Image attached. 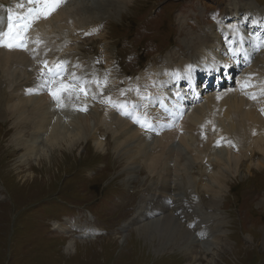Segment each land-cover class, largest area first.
Here are the masks:
<instances>
[{
	"label": "rangeland",
	"instance_id": "obj_1",
	"mask_svg": "<svg viewBox=\"0 0 264 264\" xmlns=\"http://www.w3.org/2000/svg\"><path fill=\"white\" fill-rule=\"evenodd\" d=\"M234 1L116 0L111 6L94 7L96 11L88 19L90 25L77 28L75 34L74 26L86 24L74 23L65 47L73 55V66L78 72L90 67V73H96L97 77L107 76L102 95L128 96L142 81L153 76L151 74L155 73L158 81L164 69L180 67L177 61L193 56L194 47L189 48L186 41L194 40L196 33H204L216 20L230 14ZM236 1L244 3L246 0ZM2 2L5 4L6 0ZM254 2L264 10V0ZM237 20L238 17L234 21L232 17L225 18L224 24ZM194 45L198 46L199 42L195 41ZM221 51L228 50L221 47ZM228 58L236 63L234 72L237 71L238 80L250 68H256L249 62L240 66L239 55ZM223 68L229 75L224 79V89H217L221 84H216L218 79H214V85L211 79L205 88L199 87L198 95L187 89L182 92L185 106L189 102L204 105L203 96L211 91L236 89L235 83L227 88L230 76L235 74ZM28 70L29 76L16 78L2 73L0 67L1 107H5L8 93L15 86L25 88L24 83L35 76L34 68ZM204 82L201 79L202 87ZM32 94H38L34 85ZM149 101L156 104L153 99ZM87 104L91 105V101ZM1 107L0 264H264V155L257 147L247 150L250 154L244 156L240 155V149L225 148L227 155L236 156L240 161L237 167L226 171L217 197L204 187L210 178L195 162L205 164L206 161L203 170L209 172L220 169L219 162L211 158L194 160L189 169L193 179L179 171L175 183L182 186L184 198L195 206L191 209L178 205L181 195L177 196V192L174 197L165 194L158 202L151 201L154 196L156 200V189L165 185L164 172H153V164H147V160L130 163L122 144H115L119 141L114 137L117 135L102 123L95 124V134L88 133L85 140L80 139L72 146L61 143L49 147L51 141L46 140L45 144V140L40 139L39 149L32 154L27 153L26 147H17L18 140L32 127L20 121L14 108L4 111ZM184 109L186 117L194 114L189 108ZM262 119L263 116L255 118L261 127ZM163 121L159 119L155 123L162 141L166 137L175 140L173 128L169 132L161 127ZM171 121L166 123L169 125ZM21 130L23 133L19 134ZM222 131L228 129L222 128ZM187 152L192 158V152ZM254 152L259 156L254 157ZM224 162H229V158ZM164 165L168 164L164 162ZM160 171L166 172V169ZM172 171L174 173V169ZM171 186L174 188V177ZM166 204L173 208L165 215L153 214L158 205L165 207ZM141 210L146 214L145 219L139 221L137 214ZM170 214L178 229L163 224L166 222L161 219L158 220L161 223L156 221L159 216ZM183 216L186 223L190 222V232L177 220ZM201 219L204 230L200 236L196 234L202 228L198 229L196 224ZM66 222L71 226L57 227ZM146 222L151 226L142 230ZM181 231L185 233L181 235ZM220 231L223 234L219 235ZM206 232L210 239L205 240L208 242L205 245L216 247L206 251L202 245L199 251L192 250L196 239L207 238ZM189 238L195 240L191 245L186 244Z\"/></svg>",
	"mask_w": 264,
	"mask_h": 264
},
{
	"label": "bare ground",
	"instance_id": "obj_2",
	"mask_svg": "<svg viewBox=\"0 0 264 264\" xmlns=\"http://www.w3.org/2000/svg\"><path fill=\"white\" fill-rule=\"evenodd\" d=\"M10 1V7L14 11H26V0ZM18 2H24L25 8L17 9L16 4ZM114 3L116 4V0H66V3L52 15L46 19L37 21L32 26L28 33V36L31 38L28 43L29 50H10L0 46L1 72L5 75H13L19 78L25 74L29 76L30 71L28 69L30 67L34 68L36 74L35 76H30L29 79L38 92V94H32V91L30 92L29 89H32L33 85L27 81L24 83L25 88L21 85L15 86L8 93L5 107H0L4 111H13L12 108H14L20 121L25 122L24 124L28 123L29 127H32L31 131H28V134H25V137H22L17 142L18 148L26 147L28 148L26 149L27 153L32 154L39 149L40 139L45 140L43 141L45 144L47 141H51L49 147H54L61 143L72 146L80 139L85 140L84 137L88 133L95 134V124L97 122L102 123L113 134L117 135L114 137L119 141L116 140L117 143L115 144H119V146L122 144L125 158L130 163L137 164L139 161L146 162L147 160V164H153V169L155 170L153 172L157 174L164 172L162 181L165 185L161 184L156 189V200L154 196L151 197V201L158 202L159 198L165 194L173 195L174 197V193L177 192V196L181 195L178 205L194 209L195 206L188 199L184 198L182 186L175 183L179 171L184 172L189 179H193L189 175V169L194 164V160L211 158L214 162H219L221 164L220 169H216L215 172L203 170L206 161L205 164H203L204 162L201 164L198 160L195 162L199 164L198 167L202 172H205L207 178H210L204 187L212 193L213 197H217V194L223 187V177L226 171L237 167V163L240 161L236 159V156L231 157L227 155L225 148L230 147L232 151L240 149V155L244 156L250 154L247 150L257 147L258 150H261V154L264 155V125L261 127L255 120V118L260 119L261 116L264 117V43L249 41L245 37L246 33L243 29L245 20H248L250 26L259 24L258 27L260 29L264 28V10L258 8L253 0H246L244 3H239L235 0L234 4L232 3V12L230 14L216 20V24L207 26L208 28L205 29L204 33H196L194 40H185L188 42L187 46L189 48L192 49L194 47V55L177 61L176 63L179 62L180 67L164 69L162 77L158 81L156 74H151L153 76H149L146 81H142L139 84V93L136 90L128 96L120 98L110 97L112 103H109L107 102L108 97L104 96L105 94L102 95L106 89V86H103L104 79L97 77V74L94 72L90 73V67H85L83 71L80 70L81 72H78L77 67L73 66L75 60L71 58L73 55L66 49V44L71 38L72 34L70 31H72L74 23L77 25H87L88 19L96 11V8L111 6ZM0 12L3 14L4 10L0 8ZM229 17H232L233 21L238 17V20L235 23L224 24L225 18ZM1 25L6 28L7 17L2 21ZM238 37L243 38L242 44L244 48L242 53L244 60L242 63L245 64L250 59L255 58L252 61V66L256 68H250L247 73L242 74L240 80H236V89L211 91L203 96V99L206 100L204 105L198 102H189L185 106L183 91L191 89L193 95H198L199 87L200 89L205 88L207 82L209 84V81L212 79L211 76H221L218 73L219 68L228 67V64L233 63L228 57H231L234 53L229 55L226 51L220 52V50L221 47L227 48L228 51L229 47L235 48L237 43L230 45L226 42V38L237 40ZM37 40L41 42L39 44L35 43ZM195 41L199 42V45L196 47L194 45ZM257 47L258 49H256ZM235 55L238 54L235 53ZM53 57L56 59L55 61H66L68 71L74 73L77 77L88 81H92L93 77L100 80L103 91L101 92L100 88H97L95 84H90L89 95L85 96L81 94L79 99H68L65 97V106L59 107L47 89L43 87L44 80L38 78L40 76V69L43 67L41 61L46 59L49 61V64H52ZM242 63L239 65L241 66ZM189 65L191 66L190 69L188 68ZM210 72L211 76H209ZM201 79L205 80L203 87L201 86ZM246 81L250 82L251 86L247 88L243 87ZM113 82L112 80L111 84ZM220 82L221 80L218 79L216 84L219 85ZM185 85L187 86L185 87ZM228 87L231 88L232 86L228 85ZM43 89L46 91L43 92ZM177 92L179 96L176 95ZM93 93H96V95L93 96ZM142 94H151L149 100L153 99V102H156V104H151L152 102L149 100H141ZM253 96H255V99H253ZM89 101H91V105L87 104ZM104 101L105 105L103 104ZM124 102H128L129 111L133 110V104H138L139 107L135 109V112L141 115L147 113L153 124V129L145 130L135 123L130 116L122 115L120 105ZM85 106L87 107L86 111L82 110ZM200 107H203V110ZM183 108H189L190 113L194 112V114H187L188 117H186L182 112ZM185 109L184 111H186ZM159 119L164 120L161 127L167 131L172 132L171 129L173 128L176 134L175 140L166 137L162 141L161 134L155 128V123ZM167 121H171L169 125L166 123ZM222 128H226L228 131L223 132ZM21 133H23V130L19 132V134ZM27 135L29 136L28 138ZM95 143L97 147H100L97 140H95ZM115 147L117 148V146ZM187 151L192 152V158ZM254 153V157L259 156L258 152ZM237 154L239 153L237 152ZM227 158H229V162H224ZM170 161H172V164H170ZM164 162L168 164L167 166L164 165L165 167L163 166ZM238 166L240 167L241 165L238 164ZM160 169H166V172L160 171ZM172 169H174V173ZM173 177L174 188L171 186ZM8 181L7 179V183ZM8 185L10 184L8 183ZM206 207L209 208L208 206ZM170 208H173V206L169 204H166L165 207L158 205L159 215H165ZM144 214L146 212H142V210L137 214L139 221L145 219ZM203 216L205 217V215ZM170 217L173 218L171 214L159 216L156 218V221L161 219L160 221L166 222L163 224H170L169 226L171 227L174 225V228L178 229ZM177 220L179 223L184 224L186 232L191 231L190 222L186 223L184 216ZM147 223H144V225ZM196 225L199 227L198 229L204 228L202 219ZM70 226L69 222L57 225L61 229ZM149 226L151 225H146L141 229H149ZM203 228L197 230L198 234L196 235L201 236ZM180 233L183 235L185 232L181 231ZM221 234L223 232L220 231L219 235ZM205 235L207 238L196 239L195 243H193L195 241L193 238H189L186 244L191 245L193 243L192 245L194 246L191 249L199 251L202 245L208 243L205 240L210 239L208 232ZM214 247L216 246L205 245V250L210 251Z\"/></svg>",
	"mask_w": 264,
	"mask_h": 264
},
{
	"label": "snow or ice",
	"instance_id": "obj_3",
	"mask_svg": "<svg viewBox=\"0 0 264 264\" xmlns=\"http://www.w3.org/2000/svg\"><path fill=\"white\" fill-rule=\"evenodd\" d=\"M66 0H26V11H14L12 7H7V26L6 28L0 30V46L6 47L8 49H21L29 50L28 43L31 38L28 33L32 26L41 19H46L57 11ZM0 7H4L0 5ZM17 9H24L25 3L18 2L16 4ZM3 17H0V21ZM41 41L37 40L35 43L39 44ZM226 42L230 45L237 42L243 43V38L238 37L237 40H230L226 38ZM229 51L235 52L243 51L242 48H232L229 47ZM43 67L40 69V76L44 80L43 87L47 89L52 99L57 103L59 107H64V99H79L80 95H87L89 92V85L95 84L97 88L103 91L102 82L95 77L92 81L84 80L77 77L74 73H70L67 68V62L64 60H59L49 64L48 60L41 61ZM190 69L191 66L189 65ZM70 77V78H68ZM103 84H107V76H105ZM251 86L250 82L246 81L243 87L247 88ZM31 92L32 89H29ZM139 93V89H137ZM124 94L123 92L121 93ZM96 93H93L95 96ZM179 96V93H176ZM151 94L141 95V100H149ZM255 99V96H253ZM107 102L112 103L111 98H107ZM128 102H124L120 105L122 108V115L130 116L133 121L140 125V127L145 130L153 129V124L151 119L147 116V113L143 115L135 112V109L139 107L138 104H133V110L129 111ZM115 106V105H114ZM82 110L86 111L87 107H83ZM219 143V142H218ZM231 143V142H229Z\"/></svg>",
	"mask_w": 264,
	"mask_h": 264
}]
</instances>
